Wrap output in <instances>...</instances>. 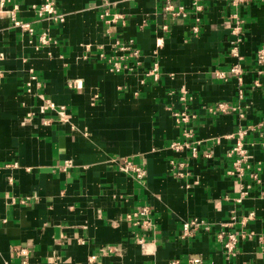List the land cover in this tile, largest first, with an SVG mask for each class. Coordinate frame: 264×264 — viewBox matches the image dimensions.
<instances>
[{
    "label": "crops",
    "instance_id": "1",
    "mask_svg": "<svg viewBox=\"0 0 264 264\" xmlns=\"http://www.w3.org/2000/svg\"><path fill=\"white\" fill-rule=\"evenodd\" d=\"M45 1L0 2V264H264V181L242 193L228 172L244 128L264 178V0H51L62 21L39 14ZM144 204L151 223L134 224Z\"/></svg>",
    "mask_w": 264,
    "mask_h": 264
},
{
    "label": "built area",
    "instance_id": "2",
    "mask_svg": "<svg viewBox=\"0 0 264 264\" xmlns=\"http://www.w3.org/2000/svg\"><path fill=\"white\" fill-rule=\"evenodd\" d=\"M233 3L237 4L239 2H242L244 0H231ZM0 2L3 3V0H0ZM195 6L198 7V3H195ZM165 8H172V5L170 2H167L165 5ZM184 12V10L181 8V5L178 6L176 12ZM38 12L40 15H43L44 13H47L48 15H52L54 19L63 20V15L58 14L57 13V9L55 8L53 2L50 1H45L38 9ZM106 13H108V11L106 9L102 10V12H100V15L103 16ZM11 14L13 15V20L14 23L16 25H19L22 28H25L29 31H32V27H30L28 22H23L17 18H15L14 16V10L11 11ZM118 14H113L112 16H110L109 18L107 17V20L109 19H114ZM234 16H235V22L233 25V31L238 30L239 26L238 23L240 22L241 18L239 17V15L237 14V12H234ZM195 19H198V17H195ZM194 27V30L197 29V25L196 23L192 26ZM240 38L239 36H236V38L234 40H232L231 44H232V49L234 53H237L236 47L237 45L236 40ZM129 43V41H127ZM127 42H122L119 47L121 48H125V46H127ZM134 52H137V49L134 50ZM264 60V46H260L257 48L256 50V61L262 63V61ZM110 67L113 69H119L120 66L118 64V61L116 60H112ZM231 70L234 71L235 73L239 74V72L241 71V66L239 65V63H234L231 66ZM260 72H264V67L262 66L261 68L258 69ZM218 73L221 75L223 74V70H219ZM239 77V75H238ZM35 75H31L30 80H34ZM254 80L259 83V81H257V78H254ZM28 84L31 85L32 82L28 81ZM240 93V92H239ZM222 105V103H220ZM241 110H240V114H241ZM188 116V113L185 110H179V111H175L174 112V117L175 120L179 121V120H186ZM186 132V131H185ZM245 132L244 128H239L237 129V131L235 132V134H233L232 136L235 137V142L234 144L231 146L230 150L228 153H236L235 159L232 162V167L228 169V172H231L232 174H237L239 178L242 179V182L240 183V187H241V192L242 193H247V191L252 187V185H254L256 182L259 183L260 181H264V178H261L259 176V173H257V170L254 168H250V164L247 161V148L244 144V139H243V134ZM262 144L264 146V138L262 139ZM171 145L175 148V149H180L181 147L188 145V142L183 141V140H173L171 142ZM195 145H192V150L194 151L195 149ZM70 164V160H65L64 161V166H68ZM120 167L122 170H129V171H133L134 175L137 177H141L143 175V173L145 172L144 167H141L140 165H138L137 163H135L131 158L128 157H124V160L120 163ZM250 178L252 182H247L246 178ZM149 206L147 204H144L138 208H135L134 210H131L130 212L127 213V218L132 220L134 224H139L141 226H145L151 223V218L149 216ZM253 215V212H249L247 214V217H251ZM236 222L235 219V215H232L230 217V220H228L227 222H224V224L226 225H230L231 223ZM203 223V219L202 218H198V217H193L191 219H188L186 221L183 222L182 225V229L184 231V234H191L198 226H200V224ZM219 238L222 242V246L224 248L225 253L227 254L226 256L228 257L229 254L232 253V251L236 248V244L238 242V233L232 231V230H226V231H221L219 233ZM139 243L141 244V246L144 245L143 239L140 238L138 239ZM111 248V247H108ZM6 264V263H4ZM72 264H101L98 259H97V254H91L87 257V259L83 262H76V263H72ZM170 264H176V262H171ZM188 264H232L229 260H226L225 262H220V263H204L202 262V260L199 257H192L188 259Z\"/></svg>",
    "mask_w": 264,
    "mask_h": 264
}]
</instances>
